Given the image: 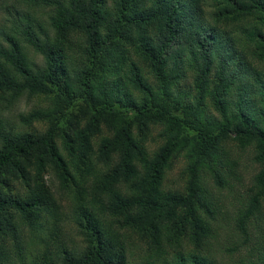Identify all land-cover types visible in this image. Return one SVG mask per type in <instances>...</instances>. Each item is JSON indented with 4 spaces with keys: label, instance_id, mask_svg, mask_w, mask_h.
Returning <instances> with one entry per match:
<instances>
[{
    "label": "trees",
    "instance_id": "obj_1",
    "mask_svg": "<svg viewBox=\"0 0 264 264\" xmlns=\"http://www.w3.org/2000/svg\"><path fill=\"white\" fill-rule=\"evenodd\" d=\"M0 12V264H223L219 197L248 159L239 264H264V0Z\"/></svg>",
    "mask_w": 264,
    "mask_h": 264
},
{
    "label": "rangeland",
    "instance_id": "obj_2",
    "mask_svg": "<svg viewBox=\"0 0 264 264\" xmlns=\"http://www.w3.org/2000/svg\"><path fill=\"white\" fill-rule=\"evenodd\" d=\"M3 21V13L0 12V26ZM37 104L36 101L32 100H24L21 102L20 106L17 108L18 112L21 111H29ZM18 114V113H17ZM40 128L41 124L37 125ZM182 162H177L174 170L171 172L168 178V183L172 187H177L182 184V179L180 176V171L182 168ZM248 167L244 166L243 170V178L241 182H234L235 187L230 191H224L223 194L220 195L219 204L222 210V220L221 225L222 229L220 232L221 240L217 244L216 253L220 257L223 264H239L240 263V254L243 255L246 248L241 246H247L245 244V239L241 234L235 235V216L237 214L238 204L245 197L246 190L251 185V178L253 174L257 171L258 167L251 163V160H247ZM58 183V182H57ZM58 188V185H55ZM238 249H241V252L238 253ZM233 250V251H230Z\"/></svg>",
    "mask_w": 264,
    "mask_h": 264
}]
</instances>
